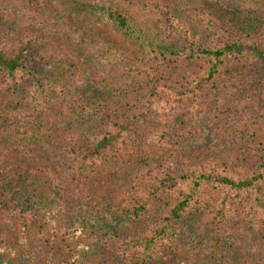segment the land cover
I'll return each mask as SVG.
<instances>
[{"label": "trees", "instance_id": "trees-1", "mask_svg": "<svg viewBox=\"0 0 264 264\" xmlns=\"http://www.w3.org/2000/svg\"><path fill=\"white\" fill-rule=\"evenodd\" d=\"M18 1L39 19L59 0ZM75 1L139 52L119 63L76 32L50 72L35 31H0L13 137L0 145V264H264V0H221L252 3L236 21L187 0ZM140 143L152 154L98 194Z\"/></svg>", "mask_w": 264, "mask_h": 264}, {"label": "rangeland", "instance_id": "rangeland-1", "mask_svg": "<svg viewBox=\"0 0 264 264\" xmlns=\"http://www.w3.org/2000/svg\"><path fill=\"white\" fill-rule=\"evenodd\" d=\"M187 2L190 6H205L207 9L211 10V13H205V17L215 20L218 16H220V14L230 12V18H235L236 21L245 14L250 13L252 10H247L252 4L249 2L242 3V6L237 8H234L232 5L225 6L224 2L221 0H187ZM27 3L29 6H31L33 1L28 0ZM54 4L63 11H58L57 7H52V10H50L48 13L42 11V17L39 19H32L25 18V15L22 13V6L25 5L20 3L18 0H0V31L3 33H12L15 37L21 35L25 30H28L29 32L35 31L34 35L37 36L36 42L40 44V52L42 56H46L45 61H42L43 68L50 72L55 70V66L58 64V62L54 63L55 59H49V56L55 55V50H66L67 44L72 42L70 41L69 37L74 36L75 38L76 32H78L77 34H79V32L81 34L86 33L85 35L82 34L83 38H94L95 35L99 36L98 38L104 42L100 53L102 54L104 51H106L107 54H112L115 58V61H118L119 63V59L122 58L135 59V55L138 54L139 49H134L132 43L127 40L129 37L126 36L123 31H118L111 25L103 24L97 14L90 13V10L87 7H82L81 3L79 4V2H76L75 0H59L55 1ZM226 7L229 9H226ZM53 8L56 9L53 10ZM45 10L48 11V9ZM132 14H134L133 11ZM263 16L264 15H260L259 12L257 13V18L261 17L262 20ZM134 17L137 18V14H134ZM136 20L139 23H143V25H145L148 29H151L155 37L158 38L161 34H164L162 32V26L159 24L160 22L158 21V17L152 14L144 13ZM193 24L195 23L192 17L190 19L188 18L187 24L185 22V26H187V28L190 27L191 33L197 29L196 27L191 28ZM89 27L91 28V32L89 31ZM73 30L75 31L74 33ZM109 48L112 49L107 50ZM75 55L80 54L76 53ZM123 66H128V64L125 63ZM54 74H56V72H54ZM65 75L66 74H64L63 79L67 80L70 86L74 85V83L70 81V77L68 78ZM56 76L58 75L56 74ZM88 96L91 99L95 97V94H88ZM256 106L261 111L263 110V94L258 97ZM199 126L195 124L193 127L202 132L201 136L204 138V140L211 142V137L208 135V129L205 128L204 124ZM12 139V134L9 131H3L0 127V145L10 147ZM133 149L136 153L132 155L130 154L127 157V161L125 163L126 165H112L110 167V172L108 174V177H110V182L106 184V189L104 187L103 191L101 189V185V187L96 189L98 194L102 195V197L105 196L106 192L114 191L122 185V182H126L128 169L125 167H129L141 158L150 156L153 152L150 147L142 143L137 144Z\"/></svg>", "mask_w": 264, "mask_h": 264}]
</instances>
